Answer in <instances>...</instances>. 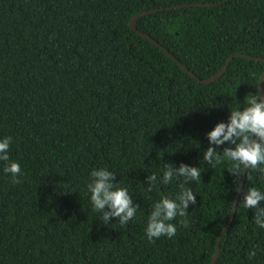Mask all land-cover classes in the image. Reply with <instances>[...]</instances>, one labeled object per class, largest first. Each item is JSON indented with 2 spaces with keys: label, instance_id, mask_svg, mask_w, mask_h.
Masks as SVG:
<instances>
[{
  "label": "trees",
  "instance_id": "1",
  "mask_svg": "<svg viewBox=\"0 0 264 264\" xmlns=\"http://www.w3.org/2000/svg\"><path fill=\"white\" fill-rule=\"evenodd\" d=\"M198 3L215 5L172 8ZM157 9L138 31L201 80L232 57L220 78L200 82L131 28ZM236 54L264 59V0H0V140L12 137L22 172L13 184L0 162V264H210L239 191L226 163L203 160L209 146L235 145L207 134L243 110L264 74V62ZM165 164L198 167L201 181L185 184L196 195L189 226L178 216L174 237L150 243L154 203L179 191L176 178L147 190ZM100 168L139 205L125 226L91 210L87 184ZM251 175L215 264H264V229L240 204L247 188L264 192Z\"/></svg>",
  "mask_w": 264,
  "mask_h": 264
},
{
  "label": "clouds",
  "instance_id": "2",
  "mask_svg": "<svg viewBox=\"0 0 264 264\" xmlns=\"http://www.w3.org/2000/svg\"><path fill=\"white\" fill-rule=\"evenodd\" d=\"M239 109L231 110L228 122L216 124L207 134L210 145L220 146L228 142L235 147H225L221 154L217 147L209 146L203 153V160L213 169L226 163L224 170L237 178V191L240 177L245 170L249 181L253 179L251 171H258L264 177V98L259 87L255 94L245 95L243 110ZM11 143L10 136L0 140V162H5L3 172L12 177L11 182L20 184V165L10 161L8 154ZM164 169L162 178L156 174L148 175L147 190L152 191L158 179L160 183L168 184L176 178L180 180L179 191L174 199L163 197L154 203L145 228V236L150 243H154L161 236L174 237L177 228L170 221L178 216L182 218L179 221L182 227L189 226L187 209L190 204H196V195L186 188L185 184L201 181V171L198 167L181 164L176 168L165 164ZM115 180V173L107 168L93 169L90 172L87 191L90 193L91 210L100 214L99 219L104 225L109 223L110 218H117L118 223L125 226L135 217L139 205L134 204L128 189L118 186V182L114 183ZM261 202H264V192L256 187H249L244 192L240 204L245 209L255 210L254 223L264 229V206H261ZM256 255L253 248L249 251L248 258L252 259Z\"/></svg>",
  "mask_w": 264,
  "mask_h": 264
},
{
  "label": "water",
  "instance_id": "3",
  "mask_svg": "<svg viewBox=\"0 0 264 264\" xmlns=\"http://www.w3.org/2000/svg\"><path fill=\"white\" fill-rule=\"evenodd\" d=\"M215 4H202V3H198V4H184V5H177V6H174L172 8H176V9H180V8H188V7H204V6H214ZM157 10H151V11H147V12H144V13H141L139 15H137L136 17H134L130 23V26L133 30H135L136 32H138L141 36H143L144 38L152 41L155 45H157L161 50H163L165 52L166 55H168L174 62H176V64L178 66H180L184 71H186L187 73H189L191 76L193 77H196L195 74L193 72H191L188 68H186L183 64H181L180 61H178L177 59H175L160 43H158L157 41H155L151 36L143 33V32H140L138 31V29L136 28V21L142 17V16H145V15H149V14H152V13H155ZM235 56H238V57H246L248 59H254L256 61H261V62H264V59L262 58H258V57H252V56H245V55H240V54H236ZM232 57H230L227 61V64L226 66L221 70V73L219 72L217 75L209 78V79H206V80H201L200 78L196 77L200 82L202 83H210L218 78H220L224 72L226 71L230 61H231ZM264 79V74L261 76L260 78V81H259V85H260V92H261V96L262 98L264 97V92H263V87H262V81ZM258 139V138H257ZM246 175H247V170H245L244 174H243V179H242V182H241V186H240V189H239V192H238V195L236 197V201H235V205L234 208H233V212L231 214V218H230V221L227 225V227L223 230V232L220 234L219 238H218V241H217V246H216V252H215V255L212 259V261L210 262V264H215L216 260L218 259L219 257V253H220V242H221V239L223 238V236L228 232L229 228H230V225L231 223L233 222L234 220V217H235V214H236V208H237V203H238V200L240 198V195L242 193V188H243V185L245 183V180H246Z\"/></svg>",
  "mask_w": 264,
  "mask_h": 264
}]
</instances>
